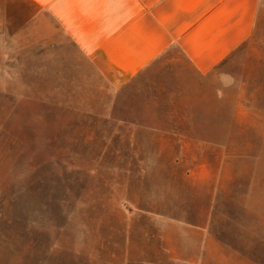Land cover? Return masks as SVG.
<instances>
[{"label":"rangeland","instance_id":"rangeland-1","mask_svg":"<svg viewBox=\"0 0 264 264\" xmlns=\"http://www.w3.org/2000/svg\"><path fill=\"white\" fill-rule=\"evenodd\" d=\"M262 9L256 48L212 76L209 100L196 102L170 94L184 89L177 64L152 65L123 85L118 47L110 80L72 43L45 45L37 7L1 0L0 256L10 264H112L123 207L112 186L122 177L111 170L133 147L126 122L152 123L156 114L167 118L169 107L189 106L194 119L208 122L199 132L264 153Z\"/></svg>","mask_w":264,"mask_h":264},{"label":"crops","instance_id":"crops-1","mask_svg":"<svg viewBox=\"0 0 264 264\" xmlns=\"http://www.w3.org/2000/svg\"><path fill=\"white\" fill-rule=\"evenodd\" d=\"M22 1L39 9L45 45L72 43L110 80L118 47L123 85L152 65L177 64L184 89L170 94L196 102L209 100L212 76L256 48L264 8V0ZM194 110L169 107L167 118L126 122L133 147L111 170L122 177L112 186L123 207L112 264H264V153L199 132L208 122ZM0 264L10 261L0 256Z\"/></svg>","mask_w":264,"mask_h":264},{"label":"trees","instance_id":"trees-1","mask_svg":"<svg viewBox=\"0 0 264 264\" xmlns=\"http://www.w3.org/2000/svg\"><path fill=\"white\" fill-rule=\"evenodd\" d=\"M129 84V83H128Z\"/></svg>","mask_w":264,"mask_h":264}]
</instances>
